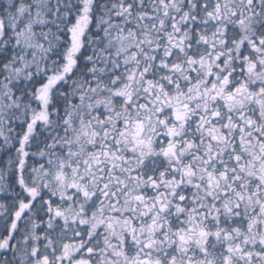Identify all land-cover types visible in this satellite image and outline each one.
<instances>
[{"label": "snow or ice", "instance_id": "6c2138e0", "mask_svg": "<svg viewBox=\"0 0 264 264\" xmlns=\"http://www.w3.org/2000/svg\"><path fill=\"white\" fill-rule=\"evenodd\" d=\"M0 264H264V0H0Z\"/></svg>", "mask_w": 264, "mask_h": 264}]
</instances>
